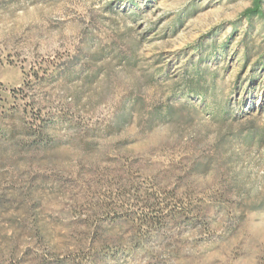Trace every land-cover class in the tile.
<instances>
[{"label": "rangeland", "instance_id": "1", "mask_svg": "<svg viewBox=\"0 0 264 264\" xmlns=\"http://www.w3.org/2000/svg\"><path fill=\"white\" fill-rule=\"evenodd\" d=\"M0 0V264H264V2Z\"/></svg>", "mask_w": 264, "mask_h": 264}, {"label": "trees", "instance_id": "2", "mask_svg": "<svg viewBox=\"0 0 264 264\" xmlns=\"http://www.w3.org/2000/svg\"><path fill=\"white\" fill-rule=\"evenodd\" d=\"M264 0H253L252 6L248 9H246L242 16L245 19L251 20L253 17H262L263 11H262V5Z\"/></svg>", "mask_w": 264, "mask_h": 264}]
</instances>
